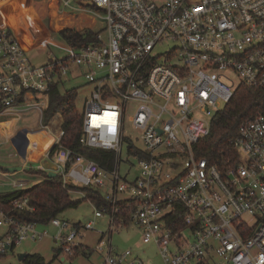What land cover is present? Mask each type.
<instances>
[{
    "label": "built area",
    "instance_id": "2783aa9c",
    "mask_svg": "<svg viewBox=\"0 0 264 264\" xmlns=\"http://www.w3.org/2000/svg\"><path fill=\"white\" fill-rule=\"evenodd\" d=\"M53 1L57 12L73 0ZM76 2L75 10L101 19L105 39L95 32L92 41L43 64L32 63L0 25L1 109L40 108L39 99L46 104L53 85L82 77L91 88L79 142L114 151L113 167L106 168L60 145L64 130L57 129L56 173L64 182L98 187L112 205L95 207L79 225L52 217L53 225L70 229L57 236L62 252L74 256L81 246L75 240L106 213L109 228L93 248L102 264H151L131 248L115 251L110 242L115 227L126 225L121 202L128 224L137 228L141 243L156 246L162 264H264V113L239 123L230 139L234 163L222 167L196 149L238 85L264 87V0ZM125 122L134 135L125 132ZM132 168L137 173L129 178ZM7 183L25 185L11 177ZM13 203L23 208L27 198ZM35 224L0 210V226L6 225L0 253L42 238L45 232Z\"/></svg>",
    "mask_w": 264,
    "mask_h": 264
},
{
    "label": "rangeland",
    "instance_id": "374dc122",
    "mask_svg": "<svg viewBox=\"0 0 264 264\" xmlns=\"http://www.w3.org/2000/svg\"><path fill=\"white\" fill-rule=\"evenodd\" d=\"M48 2L49 0H14L13 3H11L10 9H6L4 4L0 5V25L8 29V31L15 36L20 46H23L22 48L32 57L31 60L35 64L44 63L47 53H49L48 55L51 58H61L70 53L71 48L58 32L61 28L69 27L79 31L90 29L91 31L99 32L101 39H105L106 33L101 29V19L95 15L92 21L91 18H87L83 14L84 11L75 10L79 7L76 0L71 1L70 6L63 8L59 7V10L55 14H53V11L49 14ZM51 3L50 1L49 4ZM229 76L235 82L239 81L238 76L235 74L230 73ZM71 79V77L65 79L66 82L62 84L60 88L62 90L73 86L76 87V107L78 110L82 111L84 108L85 96L90 91L91 86L85 83L82 77H78V79L73 80V82L70 81ZM40 103V108L30 107L27 110L21 107L14 108V117L10 126L15 123L14 128L26 127L30 130L44 123L41 111L45 108V99L40 100ZM131 111L132 108H128L125 115L126 118L128 114L132 113ZM53 118H55L56 122L58 121L57 116ZM61 118H59L60 123L58 124L54 121L51 122L52 119H50L48 125L47 123L42 125L47 126L46 128L40 126L39 128L55 133L56 125L57 129L61 128ZM10 126L7 128L0 126L1 142L4 141V133L9 130ZM124 130L127 134H135L134 130L127 122L124 124ZM22 135L23 132H18L14 136V139L19 143V147H21L24 141ZM12 152L13 148H11L9 144L3 142L0 145V165H5V163L13 160L9 155ZM35 153L36 152H33V155H37L39 152ZM123 158L125 159V154H123ZM129 159L133 160L132 157H129ZM34 166L35 165H33V167ZM126 168L127 165L123 163L121 169L125 170ZM136 173L137 170L132 168L128 177L133 178L132 176ZM34 177L32 179L30 178V180H32L30 183L35 181ZM71 191L76 195L84 194L79 191ZM94 210H96V208L91 201H89V199H83L78 206L66 208L58 218L64 221L67 220L69 223H76L78 221L82 223L93 217ZM94 222V229L83 231V237L75 240L76 242L89 245L91 251L86 255L80 253L74 256L65 255L60 248L61 245L57 236L61 233L66 234L70 229L67 227L66 229L59 228L49 221V223L46 224L36 223L34 226L38 232H45L42 238H36L34 240L24 239L15 244L13 249L8 248L0 255V264H23L18 258L19 252H25L26 254L39 252L49 264H101L100 253L98 254L93 251V248L98 246L97 241L100 233L106 232L109 228L108 216L104 213L103 216L98 217ZM5 228L6 225L0 226V236L5 231ZM111 234L110 242L115 251H123L126 248L135 249V244L140 243L137 249L141 250L140 256L143 259L150 260L151 264H162L156 246L153 243H141L139 240V231L132 226V224L115 227ZM101 247H103V245H101ZM103 248H105V246ZM57 251L58 253H56ZM61 257H63L62 260L60 259Z\"/></svg>",
    "mask_w": 264,
    "mask_h": 264
},
{
    "label": "trees",
    "instance_id": "16d2710c",
    "mask_svg": "<svg viewBox=\"0 0 264 264\" xmlns=\"http://www.w3.org/2000/svg\"><path fill=\"white\" fill-rule=\"evenodd\" d=\"M58 32L70 48L92 41L95 33L90 29L79 31L69 27L61 28ZM233 93L225 107L211 118L210 133L196 144L198 155L205 156L210 162H216L222 167L234 163L237 159L236 149L230 139L236 135L239 123L259 112L264 113V87L251 88L241 83ZM76 99V87L61 90L59 85H53L48 91V102L42 111L43 121L46 124L56 113L61 114V130L64 132L59 139V144L70 147L76 153H82L106 168H112L114 151L84 146L79 142L83 133L81 129L83 113L77 109ZM56 148V145L51 146L50 155ZM28 171L40 176L32 185L0 190V210L16 220L46 224L52 217L59 216L66 208L78 206L83 199H89L96 208L105 207L108 210L112 208L111 203L98 187L76 186L64 182L59 174L48 175L47 172L32 167ZM71 190L84 194L76 195ZM20 197L27 198V204L23 208H17L13 203ZM117 204L119 209L123 210L119 213L124 224L127 225L129 216L123 209L124 203ZM76 225H79V222ZM14 247L11 245L10 249ZM87 252L85 247H75V254L86 255ZM22 262L23 264H49L38 252L26 254Z\"/></svg>",
    "mask_w": 264,
    "mask_h": 264
},
{
    "label": "crops",
    "instance_id": "0c3cea01",
    "mask_svg": "<svg viewBox=\"0 0 264 264\" xmlns=\"http://www.w3.org/2000/svg\"><path fill=\"white\" fill-rule=\"evenodd\" d=\"M13 1L14 0H11V1L8 0V2H3L1 4H4L6 9H10L11 3H13ZM50 1L52 2L51 4H49ZM49 2H48V6L50 8L48 7V12H49V14H51L53 11V14H55L56 13V4L53 0H49ZM83 14L88 18V15H86L85 12ZM21 47H23V46H21ZM22 49H24V48H22ZM24 51H25L27 58H29V60L32 62V60H31L32 57H30L29 54L26 53L25 49H24ZM48 54L49 53H47V55H46L45 61H47L50 58ZM32 63H34V62H32ZM43 99H45V98H40L39 100H43ZM46 104H45V107H46ZM13 111L14 110L6 111V110L0 109V123H2V127L7 128L10 126V123L14 117ZM54 116L58 117L57 122H56L55 118H53ZM54 116L52 117L53 119L50 118V119H52L51 122L54 121L57 124L60 123L59 118H61V114L56 113ZM50 119L47 121V125L49 124ZM44 123L40 124L39 126L46 128L47 126H42ZM61 123H62V118H61ZM14 126H15V123L13 125H11L9 130L4 133V141H2V142L0 141V145L4 142V143L9 144L11 146V148H13V152L9 154L13 160H10L9 162L5 163V165H0V190H5L6 188L7 189L11 188V186L8 185V183H7V180L9 177L22 180L23 182H25L24 186H27V184L30 183V181H32V180H30V178L32 179L34 176H35L34 182H36L40 176H39V174H34V173L31 174L28 171V169L31 167L34 169L43 170V171L47 172V174L50 170L55 171V167H56V164L54 163V158L52 157V155H48V154L46 155V153L51 148V145H52L53 139H54V135L58 131L57 125H56V132L55 133L54 132L52 133V131H46L44 129L43 130L46 131L47 133L44 131H41L42 129H40L39 126L33 127L30 130H28L26 127L14 128ZM18 132H23L22 138H23V136H24L25 140L27 138V141L26 142L24 141V143L22 144V146L20 148H18L19 143L17 141L13 140L15 134ZM28 133H29V135H28ZM49 137H52V139L47 144ZM22 152L25 155L24 157L20 154ZM33 152H36V153L39 152V153L37 155H33ZM15 165L22 166V167H21V169H17L13 172L7 171L5 169V166H15ZM33 165H35L36 167L35 166L33 167ZM34 182H32V183H34ZM32 183L28 184V186L32 185ZM79 244H81L82 247H85L87 249V251H88L87 253H89L91 251V248L89 247V245H87L85 243H83V244L79 243ZM139 245H140V243L135 244V249H133V250H134L135 254H137L139 257H141L140 256L141 250L137 249L139 247ZM42 257L44 258L43 255H42ZM101 264H102V260H101Z\"/></svg>",
    "mask_w": 264,
    "mask_h": 264
},
{
    "label": "water",
    "instance_id": "95a60500",
    "mask_svg": "<svg viewBox=\"0 0 264 264\" xmlns=\"http://www.w3.org/2000/svg\"><path fill=\"white\" fill-rule=\"evenodd\" d=\"M83 4L84 5H91V2L90 1H85V2H83ZM15 138V137H14ZM13 140H15V139H13ZM23 140L26 142L27 141V138H26V140H25V138H24V136H23ZM16 141V140H15ZM24 141H23V143H24ZM22 143V144H23ZM22 146V145H21ZM18 148H20L19 147V144H18ZM23 157L25 156L24 155V153L22 152V153H20ZM21 167L22 166H17V165H15V166H5V169L7 170V171H10V172H13V171H15V170H17V169H21ZM56 174V172L54 171V170H50L49 172H48V175H55ZM26 256V253L25 252H19L18 253V258L22 261V259L24 258ZM61 260L63 259L62 257L60 258Z\"/></svg>",
    "mask_w": 264,
    "mask_h": 264
},
{
    "label": "bare ground",
    "instance_id": "6f19581e",
    "mask_svg": "<svg viewBox=\"0 0 264 264\" xmlns=\"http://www.w3.org/2000/svg\"><path fill=\"white\" fill-rule=\"evenodd\" d=\"M0 126H2V123H0ZM41 131H44V130H41ZM44 132H46V131H44ZM47 133V132H46ZM28 135H29V133H28ZM52 139V137H49L48 138V142H47V144L50 142V140ZM27 156V155H26ZM28 157V156H27Z\"/></svg>",
    "mask_w": 264,
    "mask_h": 264
}]
</instances>
